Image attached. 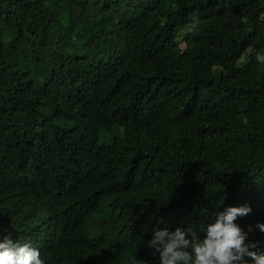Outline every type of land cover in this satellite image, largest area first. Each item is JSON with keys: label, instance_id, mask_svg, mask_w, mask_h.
<instances>
[{"label": "trees", "instance_id": "16d2710c", "mask_svg": "<svg viewBox=\"0 0 264 264\" xmlns=\"http://www.w3.org/2000/svg\"><path fill=\"white\" fill-rule=\"evenodd\" d=\"M262 48L264 0H0V236L140 264L161 218L264 220Z\"/></svg>", "mask_w": 264, "mask_h": 264}, {"label": "clouds", "instance_id": "9594fccd", "mask_svg": "<svg viewBox=\"0 0 264 264\" xmlns=\"http://www.w3.org/2000/svg\"><path fill=\"white\" fill-rule=\"evenodd\" d=\"M192 18L197 19L195 15ZM254 56L256 62L264 64V48ZM91 206L100 218H110L101 203ZM252 211L249 203L227 205L222 210L215 206L210 218L202 211V220L193 224L182 219L174 227L161 218L158 225L163 226L155 227L146 242L142 240L151 258L140 259V264H264V220L246 226L238 222ZM257 236L260 238H254ZM42 237L50 239L44 235L31 242L13 238L11 233L0 236V264H47L56 257L71 263L63 254H48L56 240L42 246Z\"/></svg>", "mask_w": 264, "mask_h": 264}]
</instances>
